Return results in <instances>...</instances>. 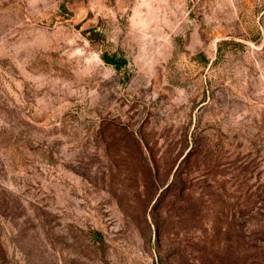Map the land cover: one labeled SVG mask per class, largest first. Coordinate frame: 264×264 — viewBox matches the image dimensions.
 I'll use <instances>...</instances> for the list:
<instances>
[{
    "label": "rangeland",
    "instance_id": "rangeland-1",
    "mask_svg": "<svg viewBox=\"0 0 264 264\" xmlns=\"http://www.w3.org/2000/svg\"><path fill=\"white\" fill-rule=\"evenodd\" d=\"M0 264H264V0H0Z\"/></svg>",
    "mask_w": 264,
    "mask_h": 264
},
{
    "label": "trees",
    "instance_id": "trees-1",
    "mask_svg": "<svg viewBox=\"0 0 264 264\" xmlns=\"http://www.w3.org/2000/svg\"><path fill=\"white\" fill-rule=\"evenodd\" d=\"M102 59L107 63L114 65L117 69H120L122 65V61L124 62L125 60H122V58H118L117 55H109L107 53L102 55Z\"/></svg>",
    "mask_w": 264,
    "mask_h": 264
}]
</instances>
